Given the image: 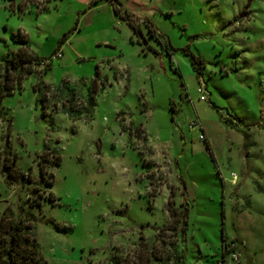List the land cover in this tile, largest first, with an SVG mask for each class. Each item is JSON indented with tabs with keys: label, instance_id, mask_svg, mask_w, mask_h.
<instances>
[{
	"label": "rangeland",
	"instance_id": "rangeland-1",
	"mask_svg": "<svg viewBox=\"0 0 264 264\" xmlns=\"http://www.w3.org/2000/svg\"><path fill=\"white\" fill-rule=\"evenodd\" d=\"M132 1L148 50L107 0H0V56L49 63L0 102V216L44 264H264V0Z\"/></svg>",
	"mask_w": 264,
	"mask_h": 264
},
{
	"label": "trees",
	"instance_id": "trees-1",
	"mask_svg": "<svg viewBox=\"0 0 264 264\" xmlns=\"http://www.w3.org/2000/svg\"><path fill=\"white\" fill-rule=\"evenodd\" d=\"M112 5L113 13L119 18L126 21V23L131 27L133 34L139 38V41L143 45L144 49H149L141 30L139 28V21L134 16V14L126 11L122 8L119 0H107ZM149 24V23H148ZM148 33L150 36L156 35L155 30L149 24ZM66 38V35L63 36L62 41ZM14 42L19 44V47L10 52L8 55L1 57L0 56V102L3 97L11 95L14 90H20L22 81L29 75L44 74L49 67L44 59L38 58L29 52L28 49V39L24 34L17 33L12 35ZM1 43V38H0ZM190 59V64L195 72L196 77L201 76V69L203 67V61L199 57L194 56L185 51ZM34 91L39 92L38 84L34 85ZM41 101L43 98L40 97ZM87 104L89 107L94 105L93 97L88 96ZM44 107V106H43ZM72 106L66 107V113L71 114L70 112ZM15 161V158H13ZM44 162L43 159L40 160V163ZM58 164V160H56ZM4 169H8L7 178L11 181L14 180L18 175L16 170H12L10 166L3 165ZM40 176H45V171L43 166H39ZM22 180H26V175L18 176ZM46 184L51 185L50 176ZM32 227L29 220L26 218H18V220L13 221L5 215L0 216V264H44L38 254V245L32 234ZM230 243H235L230 241ZM227 242L222 237V252L221 257L218 259L215 264H224L225 257L228 253L226 249Z\"/></svg>",
	"mask_w": 264,
	"mask_h": 264
},
{
	"label": "built area",
	"instance_id": "built-area-1",
	"mask_svg": "<svg viewBox=\"0 0 264 264\" xmlns=\"http://www.w3.org/2000/svg\"><path fill=\"white\" fill-rule=\"evenodd\" d=\"M123 1H129V0H123ZM60 57V54H56L54 59L55 58H59ZM197 92L200 94L199 96V100H204V97L202 95V90L201 88H198L197 89ZM198 127V124L195 122V123H190L189 124V128H193V129H196ZM232 179H235V176L233 175L232 176ZM226 249L228 250V253L226 255V260L228 259L229 261L231 262H235L238 260V257H239V249H238V245L236 243H230V242H227V245H226ZM219 264V263H218Z\"/></svg>",
	"mask_w": 264,
	"mask_h": 264
},
{
	"label": "crops",
	"instance_id": "crops-1",
	"mask_svg": "<svg viewBox=\"0 0 264 264\" xmlns=\"http://www.w3.org/2000/svg\"><path fill=\"white\" fill-rule=\"evenodd\" d=\"M119 2L121 3L123 9H125L126 11L132 13V11H133L132 7L134 6V3H133L132 0L125 1V2H122L121 0H119Z\"/></svg>",
	"mask_w": 264,
	"mask_h": 264
}]
</instances>
